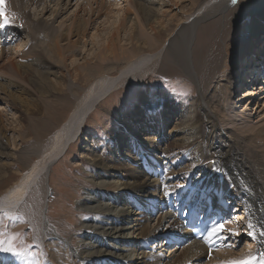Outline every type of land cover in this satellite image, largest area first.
Instances as JSON below:
<instances>
[{"label":"bare ground","instance_id":"1","mask_svg":"<svg viewBox=\"0 0 264 264\" xmlns=\"http://www.w3.org/2000/svg\"><path fill=\"white\" fill-rule=\"evenodd\" d=\"M0 1V6L9 12L8 15L12 16L11 18H13V14L17 15L13 19V25L7 26L10 32L5 29L0 31V45L4 41L8 44L14 39L15 43L13 44L16 45L15 47H20L21 44L16 43L17 38L27 31L30 39L29 42L35 44L31 49L26 50L13 48L14 52H12L11 48L8 50L3 47L2 49L0 48V104L4 103L9 105V107H16L18 105L28 106L27 102L19 99L18 93L23 94L24 92H28V86L30 88L34 86L38 87V89L43 88L42 85L46 83L47 77L55 74L50 71V67H56L60 70L59 66L64 64L68 57H71L68 55H71L79 45V41L86 37L89 27L92 24H97V21L102 19V17H104V20H108L115 13L113 12L115 8L118 9L116 11V13L118 12V21L114 22L111 26L112 29L116 28L110 36H104L98 40L101 36H99V30L97 29L91 35L93 42L96 40L95 44L98 49L93 58L95 62L93 63L92 60H89L81 67L74 66L71 72H69V76L74 82L89 84L91 80L94 81L98 76L110 72L112 66L114 67V65H118V63L120 64L123 61H127V65H130L129 72H131V76L127 79L123 78L124 80H118V83H114V81L99 83L98 89H95L96 91L90 88L87 95H85V101L82 104L79 103L80 105L71 112L69 120L67 119L68 121L64 122L61 129L52 135L50 142L53 145L49 148L50 150H47L48 154L44 160L40 164L37 162L34 165L31 164L26 172H18L20 173L18 174L19 176L22 175L20 179L7 187L6 191L0 196V212H8L9 214H16L24 218L23 220H26L30 225L31 235L33 236L32 241L36 243V246L44 241L45 264H71L72 250L75 248L71 245V249H68L69 251L64 249L66 245L64 239L58 235L56 236L48 226L47 214L49 213L50 206L49 170L57 160H60L66 154L70 145L77 142L81 133L79 131L80 126L89 117L88 115L95 109L96 105L98 106L111 92L118 90V87L122 83L146 74V69L152 70L154 68V65H150L151 67L145 69L147 62L146 64L143 62L147 60L145 57L138 58V54L146 50L153 51L160 42L163 41L162 43H164L166 41L165 31L170 29V26L164 25L161 20L156 18V11L153 6L157 4V0H126L125 4L131 2L138 7L142 20L133 23L134 27L129 40H135V42L132 44V47L125 49L126 47L122 44L123 41H121L119 35L121 31L127 29L126 19L131 12L126 8V5L122 9L121 5L124 3V0L121 3H118L117 0H93L94 3L93 1L87 2V4L84 3L83 7L81 6L79 11L75 12L76 14H74L66 32L59 34L49 26L46 20L37 18L35 13L30 11L31 7L37 10L43 4H46L44 9H47L48 0ZM52 1L49 0L51 3ZM57 1L60 2L61 0ZM64 1L62 0L61 2ZM231 1L215 0L212 5L213 7L210 4L204 3L194 13V15L197 14L194 17L196 18L193 23L194 26L191 27L190 24H184L179 27L175 36L168 40L167 49L174 52V58L176 57L177 60H180L189 72L190 67H188V63L190 58L187 53L189 52L190 44L193 42L197 23L203 21L208 15H211L214 9H222L224 6L230 4ZM71 2L72 0H67L66 3L70 6ZM95 4L97 6L93 8ZM240 4L248 11L247 13L250 17H254L264 6V0H241ZM67 5L66 7H68ZM82 8L83 10H81ZM210 8L213 10H210ZM78 12H82L84 15L78 16ZM230 17L234 18L235 13L230 14ZM224 18L227 24L234 21L233 19L232 21H228V17ZM258 24L260 23L258 22ZM251 26H255V24L253 23ZM19 29H22V31ZM147 29H150V32H147ZM233 30L235 31L232 32L233 39H229L228 37L224 42L229 43L227 46L237 41V36L241 34V31L235 27ZM183 31L185 41L182 37L180 38ZM38 32L46 33L48 37L45 36L42 41L37 42V40H41L37 36ZM251 32L253 39L248 41L249 46L247 51L245 52L243 48L244 54L238 55L239 59H241L240 57H243V59L240 63V60H238L237 65H234L233 72L236 73H231L227 78L225 76H223V79L219 78L220 81L226 79L227 85L220 84V81L216 80V85L213 88L210 86L212 83H215L213 81L215 77L225 73L228 69L226 63H223L221 60L222 55L218 52L219 46L215 42L212 44V51L203 53V51L199 50L198 53L193 54L192 63L200 79L202 91L201 94L195 97V101L191 105L192 114L188 118L182 119V107L175 108L170 104H165V100L162 103L165 104L163 108H155L153 110H149L148 108L151 113H146V115H142L137 111V113L135 112L136 115L128 120L127 127H129V130L135 127V131L139 129L144 131L145 127L147 132H153L156 131L155 126L161 127V131H157L158 133L151 138H149L150 135H147L149 139H146L143 145L146 153H150L151 156L156 158L155 161L159 162L156 164V168L159 167L161 172L154 171L150 173L146 170L144 171L143 168L142 170L139 169L138 164L141 167L143 165L147 166L145 162L151 158L142 157L141 154L133 156L131 154V146L127 147L125 151L121 150L126 149L125 146H127H123L122 136L117 139L118 149L115 150V154H121L123 157L129 156L128 159L130 160L128 161L132 163H135L137 156L138 163L134 168H130L122 160H117L115 154L111 158L106 159L94 154L87 143L88 138L82 137V145H80L79 151L81 156H88L87 159L91 160L97 169L102 171L104 180H106L107 176H116L112 178V180L115 179L116 181H107L105 183L102 181L103 178H100L96 182L99 196H87L82 199L86 203L96 204L93 207L86 208V211H90L93 214H101L106 219L100 224L91 223L89 225V230H91L90 232L94 236L90 237L91 239L89 240L84 239V241L80 242L83 249L74 250V258L80 261L79 264L95 263V261H99L97 264H113V262H115L114 264H226V262L238 260H246L248 264H259V260L264 258V161H262L259 154L261 152L264 155V126L251 135H247L244 132H236L234 134L220 128L215 118V115L226 107L225 103L227 102L225 100L227 98H235V93H232L237 85L240 84V74L243 72L248 74V69L253 73L249 72L250 76L244 84L248 85L249 83L251 86L248 85L249 89L239 94V100L241 101L239 107H243L247 101L249 102L247 106H255L259 102L264 108V87L260 85L255 87L251 84L252 79H257V75L253 77L252 74H256L257 70H264V43L260 41L264 37V29L261 25ZM7 33L11 36L10 40L5 39ZM72 38L76 39L74 42L67 41V43L69 42V46L65 47L61 43L64 40ZM45 48L51 53V57L55 63L50 61L51 64H49L46 62L48 56L44 54ZM154 61L158 62L157 59ZM154 61L153 64H155ZM90 62L93 65L87 69L86 67L89 66ZM216 63H220V65L215 68ZM150 64H152V61ZM36 75L39 77V81L37 82L34 80ZM63 75V72L60 70L58 72L59 80L60 78L62 79ZM46 86L44 85L47 90L48 86ZM244 109L245 112L243 114L248 118L249 113L253 109ZM255 109L258 110V107ZM262 112H264V109ZM174 113H177L175 114L176 117L180 115V118L177 122L170 125L172 128L166 132L167 125H169L167 123L171 121L170 118ZM184 114L186 115L185 112ZM236 115L240 117L239 114ZM2 126L3 121L0 119V131L2 130ZM125 135L130 136L128 134ZM4 136V134H0V149L3 145L2 139H4ZM246 138H252V141L242 146L239 142L245 141ZM128 142L131 143V139ZM8 157L12 158L11 156ZM26 160L27 158L22 157L19 159V162L24 166L26 165ZM11 165L13 164H6L5 168H3L5 169L1 173L3 179L6 177V179L11 178L14 175H9V172H7L11 168ZM131 172H134V175L131 178H125L121 182V186H118L119 177L122 175L127 176ZM161 173L162 176L158 178ZM152 174L158 175L156 180L151 177ZM217 174L222 177L218 176L217 178ZM223 174L229 178L231 184H226L223 181L224 188L222 190L219 188V184L222 183L220 179L225 177H223ZM219 190L223 191L222 194L224 193L228 199L235 198L229 195L231 192L233 195L237 191L241 193L244 202L243 209L245 210L243 225L246 226L247 230L244 234L253 233V237L251 238L253 248L248 250L247 246H245L244 249L242 248L243 251L237 252L234 246H231L229 243L226 244L225 238L227 236L225 232L222 238H215L219 242L214 248H210L211 243L206 244L198 241L175 248L177 242L186 239V232L183 227L184 222H179L178 215L176 216L173 213H166V215L159 214L157 212L159 204L164 203L167 198L171 197L179 201L176 212L179 214L180 210L183 209L184 211L186 210V215H188L194 206L206 204L208 191H212L214 194V192H220ZM165 191L170 192L171 195L165 196ZM102 192L103 194H108V197L102 195ZM109 192L112 194H109ZM112 196L118 199V201L114 200V202L120 203L118 206H121V208L110 206L108 200ZM102 201H106L107 203L102 205ZM130 204L134 207V215L132 217L134 218L139 214L140 217H137L132 222H126L124 219L133 212V210L131 212L127 211V209H130ZM153 207H155L154 211H152ZM148 209L153 213L151 220L146 216ZM113 219L117 220L113 221ZM166 219L171 220V222L167 226L168 228L165 229ZM135 222L137 224L132 226L131 223ZM161 229L163 231H160ZM224 229L228 231V239H234L231 236V232L239 231L236 227H233V223L226 224ZM134 237L135 240L133 239ZM48 238L50 240L54 238L55 241H53L54 239L49 241ZM56 238L60 239L59 241L65 245H60ZM136 239L140 242L139 246L141 245V247L145 248H149L148 245H151L152 242L154 244L160 239L161 241L169 239L171 242L167 246H163V248H171V251H173L168 256H163L161 252L158 254L154 249L149 254L144 253V248L143 252L138 253L140 248L135 247L133 243V247L126 250V247H124L126 243H130L132 240L136 241ZM172 244H174L173 248ZM124 251H129V255L123 257ZM140 254L142 255L139 259L138 256ZM252 257L256 259H251ZM10 264L25 263L18 259L11 261Z\"/></svg>","mask_w":264,"mask_h":264},{"label":"rangeland","instance_id":"2","mask_svg":"<svg viewBox=\"0 0 264 264\" xmlns=\"http://www.w3.org/2000/svg\"><path fill=\"white\" fill-rule=\"evenodd\" d=\"M61 1L58 2L57 0H53L51 3L48 0L47 9H44V7H46V4H43L37 10L34 7H31L30 9V11L35 13V16L37 18L46 20L49 26L54 29L57 34L66 32V29H68L69 25L71 24V20L73 19L74 14H76L75 12L79 11L80 7H83L84 3L87 4V2L89 3L93 0H72L70 6L67 5V0H65L64 2ZM122 1L123 0H117L118 3H121ZM125 1L126 0H124V3H122L121 5L122 9H124L126 5V8L131 12V14H129L126 19L127 29L121 31L119 36L121 38V41H123L122 44L126 47L125 49H128L132 47V44L135 42V40H129L134 27L133 23L137 22L138 20L141 21L142 16L138 11L137 6L133 5V3L131 2H127L125 4ZM214 1L215 0H157V4L153 6L154 10L156 11V18L158 20H161L164 25L170 26V29L166 31L162 29L166 34V41L164 43H162L163 41L160 42V44H158L153 49V51L146 50L145 52H141L140 54H138V58L145 57V59L147 60L143 62L144 64H146L147 62V66L145 65V69L151 67L150 65H154V68L152 67V70L146 69V74L135 77L131 81L129 80L126 83H122V85L118 87V90L111 92V94L105 97V99L101 103H99L98 106L96 105L94 107L95 109L91 111L90 115H88L89 117L85 119L84 123L80 126L79 131H81V133L79 134L80 137L78 138L77 142L71 144L66 154L51 166L48 179V184L50 186V206L48 211L49 215L47 214L48 226L49 229H51L54 234H56V236L58 235L64 239L66 245L59 241L60 239L56 238L60 245H65L64 249H66L67 251H69L68 249H71V245L75 248L74 250L76 251L80 250V248L83 249L80 242L84 241V239L89 240L91 239L90 237L94 236V234L90 232L91 230H89V225H91V223L100 224L104 219H106L101 214H93L90 211L85 210L88 207H93V205L95 206V203L92 205L90 203H86V201H82V199L86 198L87 196H99L98 186L96 182H98L100 178L102 179L104 175L102 171L97 169L96 165L91 160L87 159L88 156H81V154L79 153L80 145H82V137L88 138L87 143L89 144V147L94 154H97L98 156L106 159L114 156L115 150L118 149L117 139L122 136L124 142L123 146H127H125L126 149L121 150L125 151L127 150V147L129 148L131 146V154H133V156L136 154H141L142 157L154 159L147 160L145 162L147 166L143 165L141 167L138 164L139 169L142 170L143 168L144 171L146 170L150 173L154 171L161 172L159 167L156 168V164L159 162L157 160L155 161L156 158L151 156L150 153H146L143 146L146 139H149L153 135H156L158 133L157 131H161V127L158 128L157 126H155L156 131H153L154 134L151 131L147 132L145 127L144 131L142 129L135 131V127L129 130V127H127L128 120L131 117L133 118L136 115L137 111L142 115H146V113H151V111L149 110H153L155 108H163L165 104H170L175 108L182 107V109L180 108L182 110V119L188 118L190 114H192L191 105L194 103L195 97L198 96V94H201L202 91L200 79L195 72V67H193L192 63L193 54L198 53L199 50L203 51V53L212 51L211 47L214 42L219 46L218 52H220L222 55L221 60L223 63H226L228 69L225 71V73H222L219 76L215 77V80H213L215 83H212L210 85L213 88L214 85H216V80H219V78L223 79V76L227 78L231 73H236L233 72L235 68L234 65L238 60H240V63L243 59V57H240L241 59H239L238 55L244 54V51H247V48L249 46L248 41L250 39H253L251 31L256 30L258 26L260 27L261 25L264 29V6L260 9V11L257 12V14H255L256 16L254 17H250V15L247 13L248 11H246L242 7V4H240L241 0H237L235 4L231 1L230 4L224 6L219 10H213L212 8H210V10H213L215 12L212 11L211 15H208L207 17H205V19H203V21L197 23L198 25L195 28L193 42L192 44H190L189 52H186L190 58L188 63V67H190L189 72V70L181 63L180 60H177L176 57L174 58V52L167 49L168 40L175 36L176 31L184 24H190L191 27L194 26L193 23L194 20H196V18L194 17H196L197 15H194V13H196L204 3L210 4L212 6L214 4ZM66 5L68 7H66ZM96 6L97 5L95 4L93 8H95ZM81 10H83V8ZM117 10L118 9L115 8L113 12L116 13ZM5 12L10 21V23L6 26L9 27L13 25V19H15L17 15L13 14L14 16L13 18H11L12 16L10 17V15H8L9 12H7L6 9ZM115 13H113L108 20H104V17H102V19L97 21V24H92L88 29L86 37L79 41L80 43L75 48L74 52H72L71 55L67 54L71 57L67 56V61L59 66L60 70L64 74L62 79L60 78L59 80L58 77V72H60V70H58L56 67H50V71L54 72L55 74L47 77L46 83L42 85L43 88L38 89V87L35 86L30 88L28 86V92H24L23 94L20 92L18 93L19 99L23 102H27L28 106L18 105L16 107H9V105H6L4 103L0 104V108H2L0 109V119L3 121V126L0 134L5 135L4 139H2V148L0 149V196L6 191L7 187H9L13 182L20 179L22 175L19 176L18 174L20 173L18 172H26L27 168L31 166V164L34 165V163L36 162L40 164L42 160H44V158L48 154L47 150H50L49 148L51 147V145H53L50 142L52 135H54V133L61 129L62 125H64V122L66 123L69 120L68 118L71 116V112H73L78 105L82 104L85 101V95H87L90 88L96 91L98 89L99 83L109 81L118 83V80H124L131 76V72H129L130 65H127V61H123L120 64L118 63V65L116 64L114 65V67L112 66L110 72H106L104 73V75L98 76L96 80H91L89 84L79 83L76 81L74 82L69 76V72H71L74 66L81 67L87 61L94 60V55L98 49L97 45L95 44L96 40L95 42H93L91 35L97 29L99 30V36H101L98 40L102 39L104 36H110L116 28L115 27L114 29H112L111 26L114 24V22L118 21V12L116 14ZM234 13L235 17L231 18L230 14ZM82 14V12H78V16H81ZM224 17H228V21H232V19L234 21L227 24ZM257 21L260 24H258ZM253 23L255 24V26H251V24ZM102 25H104V28L102 27ZM234 27L237 30H240L241 34L237 36V41L227 46V44L229 43L224 42L228 37L229 39H233L232 32L234 31ZM19 30L22 31V29ZM147 32H150V29H147ZM27 33L28 31L17 38L16 43H20V47L18 46L16 48V45L13 44L14 46H4L3 48L7 50L10 48L12 50L13 48L24 50L31 49V47L35 44L29 42V34ZM183 33L184 31L181 33L182 35L180 36V38L182 37V39H184L185 41V36H183ZM37 36L39 37V39L41 38V40H37V42L42 41L43 37L45 36L48 37L46 33L41 32H38ZM10 39L11 38H9L8 40ZM75 39L76 38L64 40L61 43L66 47L69 46V42L67 43V41L74 42ZM13 41V43H15L14 39ZM260 41L264 43V37ZM0 48L2 49V47ZM243 48L244 51H242ZM12 52H14V50ZM44 54L48 56L46 62H48L49 64H51L50 61L54 62L51 57V53L47 50V48L44 49ZM149 59H151L152 64H150L151 61H149ZM155 59H157L158 62L154 61ZM153 61L155 64H153ZM94 62L95 61H93V63ZM93 63L90 62L89 66H87L86 68L89 69L93 65ZM219 65L220 63H216L215 68ZM249 72L253 73L248 69V74ZM248 74L245 72L240 74V84L237 85L233 93L231 92L232 94L235 93V98H227V100H225L227 102L225 103L226 107L223 108L220 113L215 115L219 127L223 130L233 132L234 134H236V132H244L247 135H251L264 126V112H262L264 108L261 106V103L258 102V104H256L255 106H247L249 102L246 101L243 107H239L241 104V101L239 100V94L248 90L249 86H251L249 83V86L244 84V82L246 83L247 78L250 76V74ZM244 76L246 77L244 78ZM252 76H254V74H252ZM34 80L36 82L39 81V77L36 75ZM225 80H219L220 82H217L227 85V81ZM46 84L48 87L46 86ZM44 85L48 88L47 90ZM165 100L166 103L162 104ZM256 107H258V110L255 109ZM244 108H250L251 110L253 109L249 113L250 115L246 114L249 115V117L247 116L248 118H246V116L243 114L245 112ZM183 111L186 113V115ZM175 114L177 113H174L170 118L171 121L167 123L169 125H167L166 132L172 128V126L170 127V125L177 122V120L180 118V115H177L176 117ZM236 114H239L240 117H237ZM125 134H128L130 136H126ZM147 135H150V137L148 138ZM47 139L49 140V142ZM129 139H131V143L128 142ZM250 141H252V138H246L245 141L239 143L244 146ZM2 154H4V156H2ZM259 154L262 161H264V155L261 152H259ZM8 156H11L13 159L9 158ZM22 157L27 158L26 165L24 166L21 162H19V159ZM115 157L117 160H122L123 162H125V164H127L130 168H134L138 163L137 156L135 163L128 161L130 160L128 159L129 156L123 157L121 156V154H115ZM6 164H13L7 172H9V175H14L8 179H6V177L5 180L2 178L3 176L1 175V173L3 172V170H5L3 168H5ZM132 175H134V172H131L127 176H120V181L117 185L121 186V182H123L125 178H131ZM157 176L158 175L152 174L151 177L156 180ZM160 176H162V173L158 178H160ZM218 176L222 177L221 175L217 174L216 177L218 178ZM115 177L116 176H107L106 180H104L103 178L102 181L105 183L107 181L115 182V179L112 180V178ZM223 177L226 180L224 178L220 179L222 183L219 184V188H221L222 190L224 188L223 181H225L226 184H231L229 178L225 174H223ZM219 191L221 193L223 192L221 190ZM109 194L112 193L109 192ZM102 195L108 197V194L106 193L103 194L102 192ZM229 195L235 197L231 199H228L227 197V199L231 201L232 204L238 201V203L236 204L238 205L239 209L238 211L234 210V222H236V214L242 211V214L239 215V224L236 225L233 222V227H236L237 230H239L236 231L238 233H241L239 236H235L234 239H242V244L240 245V243L237 242V245L236 241H234V245L232 243L229 244L231 246H234L237 249V252L243 251L242 248L244 249L245 246H247L248 250H251V248H253V245L252 241H250V243L248 242V234L244 236L245 238L242 237V234H244L245 232L246 226L242 225V217L244 220L245 210L243 209L244 202L241 193L237 191L234 195L232 194V192ZM114 200L118 201L115 196H112V198L108 200L110 206L121 208V206H118L120 205V203H115ZM105 203L107 202L102 201L101 204L104 205ZM129 206L130 209H127V211L131 212L133 210V212H131V215H128V217L124 219L126 220V222H132L137 217H140L139 214L133 218L132 216L134 215V207L131 204ZM154 210L155 207H153L152 211ZM152 211H150V213H152ZM149 215L147 214L146 216L151 220L153 218V213L150 216ZM23 219L24 218L16 214L13 215L9 214L8 212L0 213V239L15 237L16 239L14 241L13 247L20 253L19 255L0 253V264H10L11 261L18 259L24 261L25 264H45V247L43 244L44 241L41 242L40 245L37 244L36 246V243L32 241L33 236L31 235L32 231L30 229V225L26 220ZM115 220L117 219H113V221ZM137 222L131 223V225L134 226L135 224H137ZM160 231H163V229H161ZM53 239L54 238H51V240ZM133 239L135 240V237ZM225 239L228 238L226 237ZM48 240L51 241L50 238H48ZM134 240H132V242L130 243H126V245L124 246L126 247V250L131 249L133 247V243L135 247L140 248V251H138V253L143 252V248L145 249V247H141V245L139 247V240ZM53 241H55V239ZM161 242V244L164 243V241ZM153 245L154 247H156L157 243H154ZM156 248V253L160 254L163 246H160L159 249L158 247ZM74 250H72L73 254L71 255V264H79L80 261L74 258ZM172 251L171 248H168V254H165V256H168L170 253H172ZM151 252L153 251H150L149 253ZM129 253V251H124L123 257L129 255ZM141 255L142 254L138 256L139 259L141 258ZM98 262L99 261H95V263L93 262L89 264H97ZM114 263L115 262H113V264Z\"/></svg>","mask_w":264,"mask_h":264},{"label":"snow or ice","instance_id":"3","mask_svg":"<svg viewBox=\"0 0 264 264\" xmlns=\"http://www.w3.org/2000/svg\"><path fill=\"white\" fill-rule=\"evenodd\" d=\"M232 2L235 4L237 0H232ZM10 23L7 15L5 14V11L2 6H0V27L6 26ZM171 195L170 192L165 191V196ZM238 232H231V235H239ZM249 238L251 239L253 237V233L249 232L247 233ZM224 235V224L222 222H218L216 224H213V226L207 230V236L209 241H211L214 238H219ZM15 237H8L7 239H0V253H9L12 255H19L20 253L13 247ZM251 259H256L255 257H252ZM226 264H248V261L246 260H238V261H229L226 262ZM259 264H264V258L259 260Z\"/></svg>","mask_w":264,"mask_h":264}]
</instances>
